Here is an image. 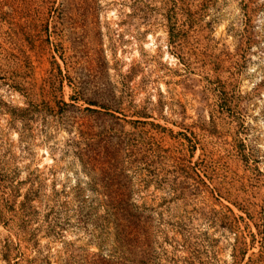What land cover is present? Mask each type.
Segmentation results:
<instances>
[{
  "label": "rangeland",
  "instance_id": "1",
  "mask_svg": "<svg viewBox=\"0 0 264 264\" xmlns=\"http://www.w3.org/2000/svg\"><path fill=\"white\" fill-rule=\"evenodd\" d=\"M95 258L264 264V0H0V264Z\"/></svg>",
  "mask_w": 264,
  "mask_h": 264
},
{
  "label": "trees",
  "instance_id": "2",
  "mask_svg": "<svg viewBox=\"0 0 264 264\" xmlns=\"http://www.w3.org/2000/svg\"><path fill=\"white\" fill-rule=\"evenodd\" d=\"M119 203V205L120 206H122V212H121V214H120V212H116V213H114L113 214V212H112V215H116V216H123L124 218H126L128 221H130V220H132V221H134V220H136V213L134 212V210L131 208V206L130 205H128L127 203H125L124 201L123 202H118ZM117 205V204H116ZM112 208V207H111ZM126 236H124V238H125ZM123 241H124V239H121L118 243H120V247H122V250H121V253H122V257H124V255L126 254V251H125V249L123 248ZM128 242L129 241H126L125 242V244L126 245H128ZM119 247V248H120ZM127 248H129V247H127ZM96 260V262L98 263V264H106V261H104V260H102L101 258H95ZM93 263H95V262H93Z\"/></svg>",
  "mask_w": 264,
  "mask_h": 264
}]
</instances>
